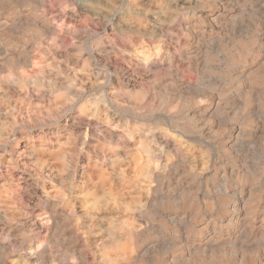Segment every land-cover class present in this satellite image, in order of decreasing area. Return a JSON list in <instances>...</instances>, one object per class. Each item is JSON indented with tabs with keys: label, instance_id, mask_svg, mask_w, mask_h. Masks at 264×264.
Returning <instances> with one entry per match:
<instances>
[{
	"label": "clouds",
	"instance_id": "clouds-1",
	"mask_svg": "<svg viewBox=\"0 0 264 264\" xmlns=\"http://www.w3.org/2000/svg\"><path fill=\"white\" fill-rule=\"evenodd\" d=\"M0 264H264V0H0Z\"/></svg>",
	"mask_w": 264,
	"mask_h": 264
}]
</instances>
